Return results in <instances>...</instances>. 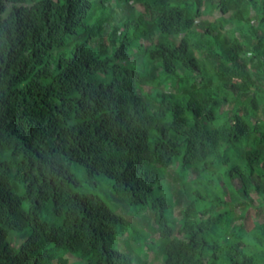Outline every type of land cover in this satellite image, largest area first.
I'll return each mask as SVG.
<instances>
[{"label":"trees","instance_id":"trees-1","mask_svg":"<svg viewBox=\"0 0 264 264\" xmlns=\"http://www.w3.org/2000/svg\"><path fill=\"white\" fill-rule=\"evenodd\" d=\"M95 2L0 0V264H264V0Z\"/></svg>","mask_w":264,"mask_h":264},{"label":"rangeland","instance_id":"rangeland-1","mask_svg":"<svg viewBox=\"0 0 264 264\" xmlns=\"http://www.w3.org/2000/svg\"><path fill=\"white\" fill-rule=\"evenodd\" d=\"M93 1H96L95 4H94V9L97 12H100V10H99L100 6L103 5L105 7L111 6V9L113 11H115V12H119L120 13V17L122 19H124V20L130 19L133 16V14H134V11L129 10V9H126V11L124 12L121 8H119L118 3L114 2V0H112L113 3H109V1L106 0V1H104V4H102L101 0H93ZM97 2L99 3L98 6H96ZM94 17H95V15H94ZM72 171L75 174L77 180L81 184L80 190H83V191L88 190V191L92 192L93 194H97L98 196L103 198L107 202L109 207L113 211H115L117 214H124L125 216H129L127 214V210H125L126 209V205H121L119 208H117L114 205V203L107 198V195L109 193V188L104 183L102 178H100V177L88 178V176L84 172L83 167L80 166V165H77V164H74L72 166ZM88 179H89V182H88ZM134 212L135 211H134L133 208H130L129 211H128V213L132 214V215H133ZM248 216L249 217H248L247 223H248L249 226H251V225H253L254 211L250 210L249 213H248ZM139 229H141L140 226H139ZM10 238L12 239V235L10 236ZM160 239L161 238L156 237L154 240H152V243L156 244L157 242H160ZM127 245H129L128 234H126L124 237H122L121 241H120V247H122L124 252H126L125 248H126ZM144 250H146V252H144ZM129 252L132 253V250H129ZM145 254L148 255V258L150 257V259H153L154 255H156L155 252L151 250V248L150 249L144 248L143 244L138 245V248H137V246L134 248L133 256L136 257V261L138 262V264H141L142 262L145 261L144 260L145 259ZM59 256L60 257H64L66 259H69L70 262H72L73 264L74 263H76V264H85L78 257H76V256H74L72 254L69 255V253L67 254V253L60 252Z\"/></svg>","mask_w":264,"mask_h":264}]
</instances>
